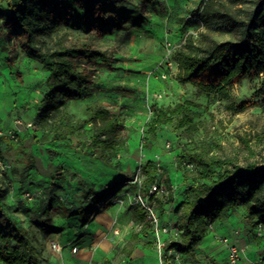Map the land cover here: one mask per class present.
Here are the masks:
<instances>
[{"label": "rangeland", "instance_id": "obj_1", "mask_svg": "<svg viewBox=\"0 0 264 264\" xmlns=\"http://www.w3.org/2000/svg\"><path fill=\"white\" fill-rule=\"evenodd\" d=\"M163 1H48V20L42 24L44 30L33 37V44L42 52L88 48L105 55L108 62L75 61V69L88 76V90L76 99L66 98L51 118L52 132L44 137L27 124L35 116V105L50 72L20 48L19 38L0 15V189L6 192L0 204V247L11 251L16 246L15 227H19L26 231L40 264H139L130 259L127 248L113 245L105 254L99 253V236L81 228L70 229L68 219L55 221L51 226L57 232L47 236L31 223V216L38 215L48 201L71 209L87 206L94 212L103 207L112 211L125 204L128 206L120 215L136 214L140 210L133 198L146 193L149 185L147 173L141 170L138 174L137 170L150 162L161 168L164 192L157 194L154 203L160 224L171 223L180 233L183 210L176 209L185 199V187L197 179L196 166L187 153L198 149L209 158L232 159L240 166L264 163V91L253 96L261 88V77L231 85L228 99L176 80L175 60L184 38L205 45L210 39H234V35L210 32L190 15L182 28L183 36L172 38L177 49L167 66V80L155 70L164 53L155 32L164 14ZM5 9V0H0V10ZM6 56L18 67L21 78L4 66ZM245 101L254 104L241 108L239 104ZM178 103H188L189 126L175 130L170 123L149 131L154 109L169 111ZM98 108L108 111L116 121L118 136L124 142L111 157V166L86 156L75 146V138H61L69 127L76 128V137H89L92 124H80ZM58 123L61 126L56 132ZM28 191L36 194V202L23 198ZM127 193L133 194L129 204L119 198ZM142 228L141 241L154 247L149 227L145 224ZM224 238L241 250L247 264H264L263 232L260 227L252 229L240 206L208 227L188 263L228 264ZM52 242H58L62 252H54ZM142 264H153V259ZM238 264H244L243 260Z\"/></svg>", "mask_w": 264, "mask_h": 264}, {"label": "trees", "instance_id": "obj_2", "mask_svg": "<svg viewBox=\"0 0 264 264\" xmlns=\"http://www.w3.org/2000/svg\"><path fill=\"white\" fill-rule=\"evenodd\" d=\"M48 1L5 0L6 9L0 10L4 24L10 25L13 35L19 38L20 48L50 72L41 100L35 105V116L31 121L32 127L40 132L42 137L52 132L51 118L65 105L66 98L76 99L88 90V76L75 69V61L81 60L91 64L98 60L108 62L105 55L88 48H60L57 51L42 52L33 44V37L44 30L42 24L48 20L45 12ZM166 13L164 7V14ZM196 13L199 14L198 23L208 31L220 35H234L235 38L220 41L210 39L205 45H198L192 38H184L185 43L175 60L178 71L176 80L180 84H192L202 91L228 99L231 85L246 78L261 77V88L253 96L263 93L264 0H202ZM160 40L162 45L165 40L175 45L165 28ZM176 49L175 47L172 58L176 54ZM3 52H6L5 45ZM3 64L10 73L21 78L18 67L13 65L10 57L6 56ZM155 70L160 74L158 68ZM165 72L168 73V68ZM250 104L254 103L245 101L239 106L246 108ZM187 106L188 103H178L169 111L154 109L149 131L153 132L158 126L170 123H174L175 130L189 126L191 120L188 117ZM83 123L92 124L89 137H76V128L69 127L61 138L66 139L67 136L75 138V146L82 149L86 156L111 166V157L117 154L124 143L118 136V124L110 117L108 111L101 108L94 109L89 118L80 125ZM59 126L60 123L54 128L56 132ZM193 150L187 153V156L196 166L197 179L185 187V199L176 209L183 210L180 233L177 238L164 242L162 252L166 260L169 258L167 255L169 250L182 256L193 255L206 236L208 227L225 219L228 212H233L239 206L246 213V219L252 229L260 227L264 236V163L240 166L232 159L209 158L201 150ZM50 152L47 151L48 154ZM28 163L31 168L32 158L28 159ZM139 168L147 173L149 187L155 179L156 166L147 162ZM215 175L218 176L216 180L213 179ZM5 194L6 192L0 189V204ZM93 209L87 206L71 209L64 204L55 205L48 201L42 211L38 215H32L30 220L48 236L57 232L51 226L55 221H66L76 215L80 218L86 213L90 215ZM139 217L144 227L147 223L142 214ZM147 226L150 229L148 224ZM15 231L16 246L11 251L0 247V261L4 264H40L26 231L19 227H15ZM149 233L153 239L151 230Z\"/></svg>", "mask_w": 264, "mask_h": 264}, {"label": "crops", "instance_id": "obj_3", "mask_svg": "<svg viewBox=\"0 0 264 264\" xmlns=\"http://www.w3.org/2000/svg\"><path fill=\"white\" fill-rule=\"evenodd\" d=\"M201 2L202 0H164L163 5L167 13L159 18L160 24L155 26V32L162 38L165 28L171 31L170 36L172 38L174 36V38L177 39L183 36L184 33L182 28L184 23H186V18L194 13L189 14L194 8L198 7L199 9ZM123 191L128 192L126 187H123ZM121 192L122 190L120 193ZM132 195L131 193H127L125 197L121 195L119 198L123 201H127V204H129ZM127 206L128 205L124 204L112 211L109 207H103L98 212L93 211L90 215L86 213L84 214L85 216H81L80 218L76 215L69 218L67 224H70V227H72L70 229L81 228L82 231L85 230L92 235H98L97 250L99 253L105 254L110 247L115 245L122 249L127 248L126 251H128L130 259H135V262L138 261L137 263L139 264L145 263L147 258H152L153 264H158L159 256L157 250H154L155 246L151 247L148 243L141 241V238L144 236V231L142 230L143 222L139 215L142 213L139 211L136 214L132 212L123 215L119 214V212L125 210ZM130 242H132V244L128 246ZM189 256L181 255V264H189L187 261ZM241 260H243L244 264H247L248 258L242 255Z\"/></svg>", "mask_w": 264, "mask_h": 264}, {"label": "built area", "instance_id": "obj_4", "mask_svg": "<svg viewBox=\"0 0 264 264\" xmlns=\"http://www.w3.org/2000/svg\"><path fill=\"white\" fill-rule=\"evenodd\" d=\"M199 14H194L192 19L198 21ZM175 45H173L170 41L165 40L163 44L164 53L161 61L157 65L160 72V77L163 80H167V73L165 69L169 66V60L175 50ZM164 70V71H163ZM28 128H32V123L27 124ZM1 134V133H0ZM141 172L140 168H138L137 173ZM162 179H161V168L156 166V175L153 183L148 187L146 193L136 194L133 198L134 204H136L141 211L144 221L150 226L151 233L154 238V246L158 252L159 262L158 264H181V255L176 253L173 250H169L167 255L169 258L166 260L163 258L162 246L165 242V239L175 238V236L179 235V231L175 228L174 225L168 223L166 225L160 224V216L155 207V200L157 198V194H163L164 190L162 188ZM35 197V198H34ZM23 198L28 202L36 201V194L32 192H27L23 195ZM222 243L225 245L227 250V262L228 264H238L242 258L241 250L229 243V241L224 238L222 239ZM51 249L59 253L62 247L58 242L51 243ZM74 251L76 249L74 248Z\"/></svg>", "mask_w": 264, "mask_h": 264}, {"label": "bare ground", "instance_id": "obj_5", "mask_svg": "<svg viewBox=\"0 0 264 264\" xmlns=\"http://www.w3.org/2000/svg\"><path fill=\"white\" fill-rule=\"evenodd\" d=\"M60 252H62V249L60 250Z\"/></svg>", "mask_w": 264, "mask_h": 264}]
</instances>
